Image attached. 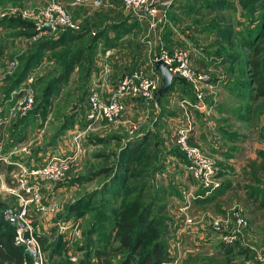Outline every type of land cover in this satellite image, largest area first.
<instances>
[{"label": "rangeland", "instance_id": "374dc122", "mask_svg": "<svg viewBox=\"0 0 264 264\" xmlns=\"http://www.w3.org/2000/svg\"><path fill=\"white\" fill-rule=\"evenodd\" d=\"M52 1L0 0V21L8 22L19 17L36 24L41 11ZM56 1L64 2L68 10L73 0ZM234 1L238 4L239 0ZM205 3L206 0H185L181 13L170 8L166 23L156 35L145 20L137 18L138 21L132 19V23H126L125 27H132L130 39L134 50L144 51V54L137 55V61L132 58L133 53L131 56L126 50L123 54L115 52L114 47L118 46L121 37L112 40L106 34L107 40L105 38L93 46L90 38L99 25L93 20H86L89 15L82 19L84 14L81 15L80 11L70 13L79 27V30L70 33L86 32L87 36L77 43L70 42V46L66 45L55 53L43 55L41 62L33 67L25 80L29 85H20L9 95L8 83L20 72L37 41L43 39L47 32L32 41L18 35V31L12 28L0 26V141L5 143L1 146V157L10 143L8 127L13 122L16 132L19 126L15 124L19 119H26L23 126L26 128L19 131L24 137L11 147L30 144V149H27L31 150L30 159L34 158L33 153H42L32 165L28 158L19 161L29 166L27 170L44 165L52 157L74 155L73 137L77 131L84 132L79 140L80 153L75 154L64 179L58 182L28 180L29 184L38 186L40 205L45 207L44 211H37L32 204L30 215L38 235L46 239V264L53 261L96 264L97 249L103 246L119 248V241L112 235L117 214L135 203L134 214L150 203H154L155 210L161 204L166 206L170 226L166 230L165 226H155L156 231L151 232L140 250H134L132 244L123 253L112 257L113 264H121L127 259L131 264H139L156 243L165 244L169 262L164 264H264V209L258 210L246 201V190L243 189L252 185L249 181L251 165L259 160V153L264 150V102L250 103L241 95L245 62H228V54L225 57V51L220 47L222 43L214 39L215 29H212L218 25L216 20L223 11L213 12L203 5ZM24 12L29 15H24ZM100 12H103L102 8L95 10L93 15ZM242 13L243 10L237 8L232 16L234 22H247ZM197 14L203 16L198 17ZM232 24L235 30L240 28L238 24ZM61 29L49 33L50 38L56 39L69 32ZM175 35L183 44L174 48H195L196 52L205 55L209 64L208 70L204 71L209 74V81L200 85L202 98H198V91L191 83L178 82V91L175 88L170 90L161 103H146L144 107L137 106L136 101L125 104L127 109L118 123L97 125L85 132L87 96L96 91L93 84L96 79L116 81L122 73L140 68L151 73L148 70L153 69L154 59L161 50H173L165 42L166 37ZM78 48H85L86 52L82 63L70 76L72 79L58 91L52 90L43 101L41 84L56 77L65 57ZM238 54L246 60L250 56L245 49H238ZM92 76H95V81L90 79ZM29 79H32L31 83ZM36 81L38 83L34 88ZM28 86L33 93V103L29 109L22 111L14 104ZM180 90L188 97L181 95ZM41 104H44L43 109L36 114L35 108ZM32 109L33 118L26 117ZM140 119L145 120L144 124L133 132L132 124ZM11 129L12 126L9 131ZM194 130L197 131V145L190 144L202 150L214 173L210 188L193 178L188 158L180 144L182 136L192 138ZM201 133L204 140L200 141ZM39 134H42L40 138ZM144 137L147 138L145 150L152 156L147 163L140 156L136 164L139 170L145 168L146 172L140 177L128 175L125 184L115 182L120 174L124 176L126 161L122 155L126 146ZM16 149L13 148V151ZM98 171L102 172L98 174ZM259 175L255 188L264 190V174ZM6 176L0 177V201L5 202L7 207L16 206L15 196L10 191L18 187L21 177L16 180L10 173ZM23 176L25 178L26 174ZM145 185L148 190L142 198L140 189ZM162 190L169 191L164 202L158 201ZM107 237L109 240H106ZM29 261L25 259V264Z\"/></svg>", "mask_w": 264, "mask_h": 264}, {"label": "trees", "instance_id": "16d2710c", "mask_svg": "<svg viewBox=\"0 0 264 264\" xmlns=\"http://www.w3.org/2000/svg\"><path fill=\"white\" fill-rule=\"evenodd\" d=\"M203 5H206V8L212 10L213 12L215 10L223 11V13L220 14L216 20L215 24L218 25L213 26L212 29H215L214 34L217 36V38L221 39L218 40L222 43L220 47L225 51V57L228 54L227 60L230 62L239 63H243L244 60L245 62V68H243L241 75V77L243 78V82L241 83V95L250 103L256 104L260 101L264 102V0H239L238 4L234 0H206V3ZM237 8H241L243 10L242 15L244 18H246L247 22H238V20L234 22L232 16L234 12L236 13ZM106 16L109 15H107V13H105L103 10V12L98 13L95 18L92 19V22H95L96 25H99L97 27L95 35L90 38L93 46L96 43L104 40L105 38L107 40L106 34H109L110 32H117L119 33V35L121 33L125 34L126 32H131L132 27H125L127 26L125 25L126 23L105 25L104 23L107 19ZM232 23L238 24L240 28H238V30H235L234 24ZM0 26L12 28L13 30L18 31V35L25 38H31L39 33L37 24L32 23L28 20H22L19 17L10 19L8 22L6 20H1ZM42 32H47L48 34L51 33V31L47 29H44ZM86 36V32L74 35L70 32H67V34L61 35L56 39H52L49 36H45L43 39L40 38V40H38L34 46L33 53L30 54L28 58H26L20 72L12 81L8 83V95L20 85H22V83L30 75L33 67L41 62L43 55H45L46 53H55L62 47L66 45L70 46L71 43H77L79 40L85 38ZM238 49L248 50L250 52L249 58L246 60L245 57L243 59V56H240L239 54L236 55ZM85 52V48H78L74 53L73 51L70 52V56L65 57L61 65L62 69L60 73H58L56 77H54L48 83L46 82L45 84H41V99H43V101L46 100L48 96H50V92L52 90L58 91L60 87L62 88L68 83V80L74 72L75 68L82 63L85 57ZM178 82L188 83L181 78L175 77L172 86L161 96V98L157 101V104L161 103L162 98L165 97V95L170 90L175 88ZM37 83L38 81H36V83H33L34 88L36 87ZM152 103L155 102H151L150 104ZM43 106L44 104L38 105V107L35 108V113L37 114L39 110L43 109ZM83 108L84 106L82 107V109ZM32 112L34 113L33 109L27 114L28 116L26 117H31ZM82 112H84V110H82ZM19 120L15 124V126H19L16 132L13 128V122L11 123L12 129L10 131L9 129L11 128V126L8 127L7 136L10 143L3 153H6L12 144L19 143L21 142V140H23L24 136L19 134V131L23 128H26L23 127L26 119L23 118V120L21 119L20 122ZM146 139L147 138L145 137L141 139L137 138V140L129 142V144L126 146L127 148H125L124 150L125 154L122 155L124 157V161H126L123 168L124 176H121L120 174L116 178L115 182L122 181V183L125 184V182H127L128 175L130 174H133V176L136 177H140L139 175H144V173L146 172L145 168L139 170L137 168L136 162L137 160H139L140 156L143 157V159H146V163L150 161L152 153L145 150L147 147ZM2 156L4 155L2 154ZM258 158L259 160L255 161L251 165L252 173L249 177V181L252 182V185L243 187V189L246 190V201L257 207L258 210H263L264 190H257L255 186L257 184V180L259 179V174H264V150L260 151ZM14 169L15 167L13 165L4 162L2 157L0 156V174L3 173L8 175ZM101 172L102 171H98V174ZM94 175L97 176L96 173ZM6 180L8 181V179ZM147 190L148 187L146 185L141 187L140 196L142 198H144V194ZM160 194L162 196L158 198V201L164 202L166 201L164 199L166 195L169 194V191L167 192V190H162L160 191ZM135 204H132L128 208L121 210L120 214H117V219L113 226L114 228L112 230V235H115V240L119 241V248H114L113 246H103L97 249L95 251L96 264H113L112 257L119 253H123V251L126 248L132 246V244L134 250H140L143 244L147 242V239L150 237L151 232L156 231V228H154L155 226L159 228L165 226V230L168 226H170V220L168 218V211L166 206H162L161 204V206H159L155 210L154 203H150L143 209H141L139 213L134 214L132 213V210L135 207ZM6 207L7 205L5 204V202L0 201V264H25V259L28 260L29 257L25 255L24 248L16 244L15 230L4 219L3 211ZM72 207L73 206H71V208ZM34 225L36 226V224ZM39 239L44 251L46 239L44 237H40ZM106 240H109V237H107ZM165 249L166 248L164 243H156L152 246L151 250L147 251L146 255L143 257L139 264H164L166 262H169L166 259ZM50 264L66 263L64 261H53ZM77 264L83 263L79 262ZM121 264L131 263L130 260L127 259L122 261Z\"/></svg>", "mask_w": 264, "mask_h": 264}, {"label": "built area", "instance_id": "2783aa9c", "mask_svg": "<svg viewBox=\"0 0 264 264\" xmlns=\"http://www.w3.org/2000/svg\"><path fill=\"white\" fill-rule=\"evenodd\" d=\"M126 12L138 18L139 21L149 20L150 27L153 30L159 29L166 23L167 12L173 0H120ZM74 7L89 5L93 9L103 7V0H73ZM113 6V4H111ZM24 15H29L27 12ZM38 25L51 24V32L62 28L63 32H75L79 30L78 25L73 21L70 12L66 6L53 0L40 13L36 22ZM45 32H40L31 37L36 41ZM163 60L169 67L170 72L188 83H191L198 91V98L201 99L200 85L209 81V74L204 71H198L192 62V54L187 49L175 48L173 50L162 49L160 55L154 60ZM109 73V69H106ZM32 79L28 82L31 83ZM162 84V76L156 72H145L142 69H136L124 74L116 84L112 95L104 99L99 92L91 91L87 96V110L85 113L86 129H92L94 126H110L118 123L125 113L124 99L135 98L145 101L147 104L157 101V92ZM26 92L16 99L15 104L22 111H26L33 103V93L29 86ZM198 109H201L199 106ZM15 109L12 111L14 113ZM13 113H11L13 115ZM142 122L138 121L132 124V131L139 129ZM83 131H77L73 137L74 155L66 158L52 157L44 165L27 170L21 164H15L16 169L11 172L14 178L18 180V187L11 189V194L15 196L17 205L8 206L3 211L4 219L14 228L16 244H23L24 251L29 252L30 261L26 264H46L45 253L40 243V236L35 228L33 216L30 215L31 205H35L37 211H44L45 207L40 205V196L38 186L29 184L28 180L58 182L68 174L71 163L76 153H80L79 140ZM180 144L189 161V169L195 180L204 183L206 188L212 186L213 171L209 168L210 161L206 158L198 146L191 145L187 136H182ZM22 151L27 152L26 147ZM1 156V155H0ZM7 163V159L3 158ZM24 174L26 177L23 178ZM215 187V186H214ZM213 187V188H214ZM244 224V222L242 221ZM218 224V223H217Z\"/></svg>", "mask_w": 264, "mask_h": 264}, {"label": "crops", "instance_id": "0c3cea01", "mask_svg": "<svg viewBox=\"0 0 264 264\" xmlns=\"http://www.w3.org/2000/svg\"><path fill=\"white\" fill-rule=\"evenodd\" d=\"M184 1L185 0H173V4L171 5V7L170 8H173L174 10H176L177 11V13H181L183 10H184V8H185V4H183L184 3ZM71 3L72 2H70V6H71V8H68V11L70 12V13H72L73 14V12H81V15L82 14H84V15H82V19H85L86 17H87V15H89V18L88 19H86V20H92L93 18H95V16L97 15V14H94L93 15V13H94V11L95 10H98V9H93L91 6H89V5H84V6H82V7H74V6H72L71 5ZM103 3H104V5H103V7H102V9L104 10V12L105 13H107V15H109V16H106L107 17V19L105 20V25H112V24H120V23H128L129 22V24L130 23H132V19H134V20H136V21H138L137 20V18L135 17V16H133V15H130L128 12H126L125 10H124V8H123V6H122V3H121V1L120 0H103ZM63 4H65L64 2H63ZM111 4H113V6H111ZM169 8V9H170ZM88 9H89V12H88ZM101 9V8H100ZM191 10L193 11V9L191 8ZM169 11V10H168ZM198 12V11H197ZM78 15V14H77ZM77 15H74L76 18H78L77 17ZM80 16V15H79ZM197 16L198 17H202L203 16V14L202 15H200V14H197ZM84 17V18H83ZM145 23H147V25L149 26V28H150V30L151 31H154L155 32V35L156 34H158V31H159V29L161 28V27H159V29H157V30H153L151 27H150V23H149V20L148 19H146L145 20ZM141 29V28H140ZM136 30V28L133 30V31H135ZM171 33V31L169 32V34ZM168 34V35H169ZM43 35V34H42ZM111 35V36H110ZM214 35V39H219V38H217V36L215 35V34H213ZM46 36H49V34L47 33V35ZM50 37V36H49ZM109 37H110V39H119L120 37L121 38H123V39H119V44H118V46L117 47H114V48H116V50H115V52L117 53V54H123L124 53V51L126 50V52L129 54V55H131L132 53H133V56H132V58L133 59H135V61H137V55L138 54H144L143 52V49L141 50V51H137L136 49L137 48H135V50H134V47H133V44L131 43V32L130 33H128V32H126L125 34L124 33H121L120 35H119V33H117V32H110L109 33ZM53 39H55V38H53ZM219 40H221V39H219ZM165 42H168V44L170 45V47H171V49H175L174 48V46H177L178 44H183L182 43V41L178 38V35H175V36H172V37H166V40H165ZM221 43V42H220ZM119 45L121 46V47H119ZM187 50H189L190 52H191V54H192V62H193V65H194V67L196 68V69H198V70H201V71H206V70H208L207 68L209 67V64H208V62L206 61V59H205V55L202 53V52H196V50H195V48H194V50H190V49H187ZM136 51H137V53H136ZM198 55H201V56H198ZM212 55V54H211ZM215 56H217L216 54H214ZM155 60V59H154ZM115 62V61H114ZM228 62H230V61H228ZM227 65H229V63L227 64ZM227 65H225V66H227ZM130 66V65H129ZM128 66V67H129ZM154 67H153V69L151 68V69H149L148 71H156L155 70V65H153ZM140 69H144V68H140ZM131 71V70H130ZM114 72V71H113ZM127 72H129V71H127ZM127 72H124V73H122L117 79H116V81H110V82H107V81H104V82H102V81H98L97 79H96V82L95 83H93V84H95V87H96V91L97 92H99L100 94H101V96H103L104 97V99H107V98H109L111 95H112V92H113V90L115 89V87H116V84H117V81L124 75V74H126ZM157 72V71H156ZM73 74V73H72ZM69 79H72V78H69ZM90 79H92L93 81H95V76H92ZM27 85H29V84H27L25 81L22 83V85L21 86H23V87H25V86H27ZM31 85V84H30ZM32 86V85H31ZM92 89V88H91ZM95 89V88H94ZM99 89V90H98ZM175 90L176 91H178V87H176L175 86ZM181 95H183L184 97H188V96H185L184 95V93L180 90V92H179ZM234 94L236 95L237 94V92H234ZM134 101H136V105L137 106H147V104L145 103V102H143L142 100H140V99H135V98H126V99H124V105L126 104H131L132 102H134ZM158 101V100H157ZM157 101H156V104H157ZM126 105H125V108L127 109V107H126ZM125 114V113H124ZM124 116V115H123ZM140 122H142V124H141V126L144 124V119H140L139 120ZM140 126V127H141ZM201 136L199 137L200 139V141H201V139H203L204 140V134H200ZM42 136V134L40 135L39 134V138ZM196 137H197V131H193V133H192V138H189V142L191 143V144H195V145H197L196 143H197V140H196ZM197 139H198V137H197ZM1 143H3L2 141H0V152H2V147L1 146H5V143L4 144H1ZM29 146H30V144L29 145H24V144H19L17 147H13V148H18V149H16L15 151H13V148L12 147H10V149H8L7 150V152L6 153H4V156L3 157H5L6 155L7 156H12L11 158H10V156H9V158L6 156L5 158L7 159V163H10L11 165H13L14 167H15V164H21L24 168H26V169H29V166H25L23 163H21V162H19V161H21L22 159H25V158H28V159H30L31 158V156H29L30 154H31V150L29 151L28 150V153L27 152H24V151H22V147H26V149H28L29 148ZM30 149V148H29ZM10 150V151H9ZM6 154V155H5ZM41 155H42V153L41 152H39V153H33V156H34V158L33 159H30V165H32L31 163H33V160L35 161L36 159H38L39 157H41ZM48 155V154H47ZM16 157H17V159H16ZM8 159H11L10 161H8ZM16 160H18V161H16ZM38 166V165H37ZM37 166H34V167H37ZM15 169H16V167H15ZM14 169V170H15ZM12 172V171H11ZM11 172H10V174H11ZM4 177V176H6V174H3V173H1L0 174V177Z\"/></svg>", "mask_w": 264, "mask_h": 264}, {"label": "water", "instance_id": "95a60500", "mask_svg": "<svg viewBox=\"0 0 264 264\" xmlns=\"http://www.w3.org/2000/svg\"><path fill=\"white\" fill-rule=\"evenodd\" d=\"M44 29L51 30V24L38 25L39 31H43ZM154 65L155 70L162 76V85L157 92V100H159L161 96L172 86L176 76L170 72L168 65L163 60H156ZM19 246L24 248L23 244H19ZM25 255H29L27 250L25 251Z\"/></svg>", "mask_w": 264, "mask_h": 264}]
</instances>
